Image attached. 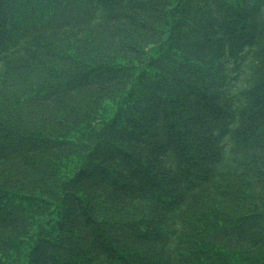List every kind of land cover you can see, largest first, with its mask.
I'll return each instance as SVG.
<instances>
[{
  "label": "trees",
  "instance_id": "obj_1",
  "mask_svg": "<svg viewBox=\"0 0 264 264\" xmlns=\"http://www.w3.org/2000/svg\"><path fill=\"white\" fill-rule=\"evenodd\" d=\"M0 264H264V0H0Z\"/></svg>",
  "mask_w": 264,
  "mask_h": 264
}]
</instances>
